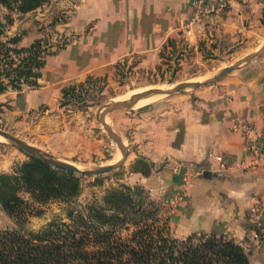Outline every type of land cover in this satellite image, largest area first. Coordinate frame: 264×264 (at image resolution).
Returning <instances> with one entry per match:
<instances>
[{
  "label": "crops",
  "instance_id": "obj_1",
  "mask_svg": "<svg viewBox=\"0 0 264 264\" xmlns=\"http://www.w3.org/2000/svg\"><path fill=\"white\" fill-rule=\"evenodd\" d=\"M193 2L53 0L46 9L14 15L5 40L20 37L17 47L28 48L47 36L54 45L39 86L9 87L0 102L23 99L31 110L55 100L77 79H111L129 69H152L169 58H203L264 35V0H233L226 11L193 24L188 34ZM2 17L0 22L6 23ZM197 97L188 102L174 96L133 120L143 154L178 165L175 171L182 174L175 173L174 185L191 196L196 217L210 214L212 221H222L240 212L247 214L246 221L255 222L254 217V225H261L264 60ZM177 187L168 186L173 191Z\"/></svg>",
  "mask_w": 264,
  "mask_h": 264
},
{
  "label": "rangeland",
  "instance_id": "obj_2",
  "mask_svg": "<svg viewBox=\"0 0 264 264\" xmlns=\"http://www.w3.org/2000/svg\"><path fill=\"white\" fill-rule=\"evenodd\" d=\"M7 1L11 3L12 0ZM28 2L42 3L33 10L36 11L48 8L53 0ZM3 8H0V18L3 16L6 22L8 18L11 21L14 15L21 14L15 6L5 5ZM46 38L53 48L54 42ZM7 40L0 35V43ZM262 50L264 35L243 40L231 48H220L203 58H169L152 69H129L111 79L100 76L77 79L69 82L55 100L31 110L23 99L0 102V129L43 153L86 171L119 164L103 174L81 175L53 167L22 150L17 143L0 136V176L11 178L12 192L23 200L22 207L27 213L24 221L20 222L9 216L0 204V228L37 232L56 220L69 223L70 211H81L94 203L100 206L105 196L125 185L139 186L169 212L170 230L174 238L186 239L201 231L225 232L245 247L250 254L251 264H264V221L255 226L256 218L250 217L255 222L246 221L247 214L244 216L240 212L222 221H212L210 214L196 217L191 212V196H186L183 186L174 185L177 184L175 173L182 174L181 170L175 171L178 165L167 159L154 162L147 158L143 154L142 143L135 137L137 129L134 123L144 110L174 96L190 102L202 92L226 84L240 70L264 60L262 53L244 61ZM227 68L235 69L216 83L200 87L190 85L176 93L153 95L134 102L137 94L152 89L173 90L184 83L214 80ZM116 102L128 104L111 109ZM38 162L46 163L58 174L47 176L38 167ZM26 169L33 170V180L24 179ZM38 180L41 185L36 183ZM183 182L186 180L183 179ZM169 185L179 189L173 191L168 188Z\"/></svg>",
  "mask_w": 264,
  "mask_h": 264
},
{
  "label": "trees",
  "instance_id": "obj_3",
  "mask_svg": "<svg viewBox=\"0 0 264 264\" xmlns=\"http://www.w3.org/2000/svg\"><path fill=\"white\" fill-rule=\"evenodd\" d=\"M28 1L0 0V5L15 6L25 14L42 4ZM12 23L9 18L0 22V35ZM19 40L13 37L0 43V94L9 87L20 91L24 85L39 86L46 57L51 54L47 38L28 48H18ZM37 164L49 177L58 174L44 162ZM32 171L26 169L24 179L33 180ZM10 181L0 176V204L22 222L27 213ZM36 183L41 185L40 180ZM68 217L69 223L56 220L37 232L0 228V264H251L245 247L228 233L201 231L186 239L174 238L169 212L139 186L113 190L100 206L94 203L70 211Z\"/></svg>",
  "mask_w": 264,
  "mask_h": 264
},
{
  "label": "water",
  "instance_id": "obj_4",
  "mask_svg": "<svg viewBox=\"0 0 264 264\" xmlns=\"http://www.w3.org/2000/svg\"><path fill=\"white\" fill-rule=\"evenodd\" d=\"M262 53H264V50H262L259 53L254 54V55L248 56L244 61L251 60V59H253L256 56L261 55ZM233 69H235V68H227L216 79L211 80V81H208V82H204V83L203 82L184 83L181 86H179V87H177L176 89H173V90L156 88V89H152V90L146 91V92L137 94L134 97V102H136V101H138V100H140L142 98L149 97V96H153V95H163V94L176 93L179 90H181L183 88H186V87H188L190 85L195 86V87H200V86H203V85L216 83L219 79H221L222 77L226 76ZM127 104H128V102H116V103H114L111 106V109L116 108V107L121 106V105H127ZM0 136L7 138V139H9L10 141H12L14 143H17V145L22 150L28 152L29 154H31V155L39 158V159H41L42 161L50 164L53 167H56V168L61 169V170H66V171L74 172V173L81 174V175L90 176V175L103 174V173H106V172H109V171L113 170L114 168H116L119 165V164L110 165V166H106V167L99 168V169H96V170L86 171V170L80 169L79 167H77V166H75L73 164L66 163V162H62V161L54 158L53 156H50L48 154H45L42 151H40V150L36 149L35 147H33L32 145L25 143L24 141H22L21 139H19L15 135H13V134H11V133H9L7 131H4L2 129H0Z\"/></svg>",
  "mask_w": 264,
  "mask_h": 264
},
{
  "label": "built area",
  "instance_id": "obj_5",
  "mask_svg": "<svg viewBox=\"0 0 264 264\" xmlns=\"http://www.w3.org/2000/svg\"><path fill=\"white\" fill-rule=\"evenodd\" d=\"M233 0H194L192 16L187 22V33L190 34V27L209 16L226 11Z\"/></svg>",
  "mask_w": 264,
  "mask_h": 264
}]
</instances>
